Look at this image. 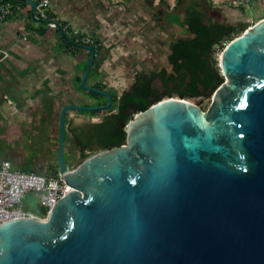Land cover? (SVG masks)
I'll return each instance as SVG.
<instances>
[{
    "label": "water",
    "instance_id": "water-1",
    "mask_svg": "<svg viewBox=\"0 0 264 264\" xmlns=\"http://www.w3.org/2000/svg\"><path fill=\"white\" fill-rule=\"evenodd\" d=\"M31 3L32 17L55 22L71 44ZM81 47L91 52L81 85L108 102L62 108L57 163L67 192L47 220L0 224V264H264V17L222 50L224 82L207 109L160 99L124 125V143L69 169L67 112L107 110L114 99L86 84L95 50Z\"/></svg>",
    "mask_w": 264,
    "mask_h": 264
},
{
    "label": "crops",
    "instance_id": "crops-1",
    "mask_svg": "<svg viewBox=\"0 0 264 264\" xmlns=\"http://www.w3.org/2000/svg\"><path fill=\"white\" fill-rule=\"evenodd\" d=\"M144 1L52 0L51 15L57 22L70 23L101 42L86 84L114 97L107 110L67 112L70 168L95 148L91 129L117 113L119 97L136 78L169 64L171 44L160 43L163 28L155 25L158 4ZM68 44L57 28L36 20L31 12L0 21V163L9 160L17 169L58 174L53 168L58 166L62 108L108 102L107 96L81 85L91 52L82 47L72 51Z\"/></svg>",
    "mask_w": 264,
    "mask_h": 264
},
{
    "label": "trees",
    "instance_id": "trees-1",
    "mask_svg": "<svg viewBox=\"0 0 264 264\" xmlns=\"http://www.w3.org/2000/svg\"><path fill=\"white\" fill-rule=\"evenodd\" d=\"M245 3L242 1L237 4L238 9L243 11ZM180 9V16L169 14L167 11L165 13L167 18L175 20L191 35L189 39L180 38L171 42L168 60L172 65L173 74L168 77L167 69H163L160 72L138 76L130 89L119 97L118 112L106 117L98 128L99 134L94 137L96 144L111 148L125 142L126 132L120 126V119L130 104L140 110L146 109L173 92L178 93V97L197 99L198 104H201L203 99L211 98L224 82L217 52L223 50L226 42L233 40L236 33L243 31L250 24L238 22L233 25L215 21L195 2H186L180 5ZM247 12L248 10L246 14L249 15ZM169 79L175 83L172 84ZM157 80H160L164 87L161 92H158L156 87ZM31 211L41 213L40 204Z\"/></svg>",
    "mask_w": 264,
    "mask_h": 264
},
{
    "label": "built area",
    "instance_id": "built-area-1",
    "mask_svg": "<svg viewBox=\"0 0 264 264\" xmlns=\"http://www.w3.org/2000/svg\"><path fill=\"white\" fill-rule=\"evenodd\" d=\"M31 1L0 0V21H5L11 17L28 15L32 10ZM33 1H36V18L57 21L51 15L52 0ZM48 25L56 28V24L53 21L49 22ZM61 26L72 40L69 46L70 50H77L83 45L93 46L95 55L100 50L101 42L93 37V35L83 33L79 28L70 23H65ZM229 42H226L224 46L226 47ZM29 191H35L37 193L38 203L44 208L43 212L34 213L24 208V198ZM66 192L67 184L59 174H44L21 170L14 168L9 160H3L0 163V224L13 218L25 216H33L40 220H47L55 203Z\"/></svg>",
    "mask_w": 264,
    "mask_h": 264
},
{
    "label": "rangeland",
    "instance_id": "rangeland-1",
    "mask_svg": "<svg viewBox=\"0 0 264 264\" xmlns=\"http://www.w3.org/2000/svg\"><path fill=\"white\" fill-rule=\"evenodd\" d=\"M159 1L160 3L157 5L158 13L160 14L159 16L160 20H162L164 23L165 16H164V13L162 12V9L166 10L167 8L168 9L172 8L176 0H159ZM242 1L246 2L243 8V11L238 9V5H237ZM252 1H249V0H184V3L185 2L187 3L195 2L199 6V8H201L208 16H210L215 21H219V22H223L227 24H233V25L237 24L238 22H244V23H249L250 24L249 26H251V25H254L258 20L264 17V0H252ZM144 2H152V0H145ZM253 3L255 5H252ZM246 10H248L247 13H250L249 15L246 14ZM156 27L158 28V26ZM246 29L247 27L243 31L236 33L235 38L241 36L246 31ZM159 32H160V35L164 36V39L161 38L160 43L162 45L165 44L166 47L169 46L171 42L177 39L191 38V35L186 31L185 28L180 27L176 24H172V23L167 24V22H166V25H164L163 29L160 30ZM160 43H158L159 46H160ZM221 53H222V50H218L217 59L219 60V63H218L219 66H220ZM165 63H166V67H167L166 69L168 73L167 76L171 77V75L173 74L172 65L170 64V62L169 64L167 62ZM169 80L172 82L171 79ZM173 83L175 82H172V84ZM156 87L158 88V92H161L164 89L160 80H157ZM171 95H173L174 97H178V93L176 92H173ZM190 100L195 103H198L197 99H190ZM211 101H212V97L208 99H203L200 106L203 109H207ZM127 118L130 119L128 115L126 116V120ZM124 131L127 132V130L125 129ZM101 147L95 149L93 153L97 152ZM65 160L68 164L69 156L66 150H65ZM53 169L55 172L58 171V166L54 167ZM37 204H38L37 193L35 191H29L24 198V208H28L30 210L35 209L37 207Z\"/></svg>",
    "mask_w": 264,
    "mask_h": 264
},
{
    "label": "flooded vegetation",
    "instance_id": "flooded-vegetation-1",
    "mask_svg": "<svg viewBox=\"0 0 264 264\" xmlns=\"http://www.w3.org/2000/svg\"><path fill=\"white\" fill-rule=\"evenodd\" d=\"M152 2H156V4H159L160 3L159 0H152ZM185 3H184V0H176L174 6H172V8H169V9L167 8L166 11L169 12V14H173V15H176V16H180L181 15L180 12L182 10V9H180V5H184ZM166 11H165V13H166ZM155 12H156L155 13V25L156 26L163 28L164 25H166V22H167V24L168 23L169 24L172 23V24H176V25L179 26V24L175 20H171V19H169L167 17H165V22L163 23V21L160 20V17L158 15L159 13H158V6L157 5H155ZM130 105H132V107L128 106L123 111V113L121 115L120 126H121L122 129H124V125H127L128 124V121H129L128 118L126 120V116L128 115V117L131 118L132 116H134L140 110L137 106H135L133 104H130ZM135 108H137V111L136 112H134V109ZM91 130H92V134H93L94 137L95 136H98V134H99L98 129L92 128ZM93 144H95V143H93ZM95 145H96L95 148L90 150V152H91L90 154H92L95 149H97V148H99V147L102 146V145H98V144H95ZM90 154H88V155H90Z\"/></svg>",
    "mask_w": 264,
    "mask_h": 264
}]
</instances>
